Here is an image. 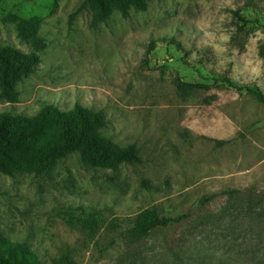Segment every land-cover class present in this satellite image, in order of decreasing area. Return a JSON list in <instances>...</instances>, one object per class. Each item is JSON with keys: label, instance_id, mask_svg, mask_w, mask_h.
I'll use <instances>...</instances> for the list:
<instances>
[{"label": "rangeland", "instance_id": "1", "mask_svg": "<svg viewBox=\"0 0 264 264\" xmlns=\"http://www.w3.org/2000/svg\"><path fill=\"white\" fill-rule=\"evenodd\" d=\"M84 1L0 0V58L34 52V29L47 44L0 113L80 103L143 163L74 152L44 175L0 173V246L38 264H264V103L247 92H264V0H154L96 27ZM150 208L181 220L129 233Z\"/></svg>", "mask_w": 264, "mask_h": 264}, {"label": "trees", "instance_id": "2", "mask_svg": "<svg viewBox=\"0 0 264 264\" xmlns=\"http://www.w3.org/2000/svg\"><path fill=\"white\" fill-rule=\"evenodd\" d=\"M154 0H85L84 7L92 12V26L107 22L116 13L130 15L132 10H146ZM162 1V0H159ZM77 12L72 14V18ZM35 51L16 58H0V97L10 104L20 102V83L30 76L39 62V53L46 49L45 40L34 29ZM264 52V49H263ZM231 87V80H223ZM191 90L210 89L208 84L180 82ZM247 92L261 104L264 92L258 87ZM107 125L103 112L76 103L64 111L58 106H44L33 117L0 113V173L9 174L13 168L32 171L37 175L51 172L63 158L74 152L80 153L94 168H113L127 163H143V158L133 145L117 147L114 142L100 135ZM180 216L162 215L156 208L146 209L128 226V232L147 236L167 223L180 221ZM89 227L101 223L95 213L85 219ZM21 244L6 243L0 246V264H38L27 255Z\"/></svg>", "mask_w": 264, "mask_h": 264}]
</instances>
